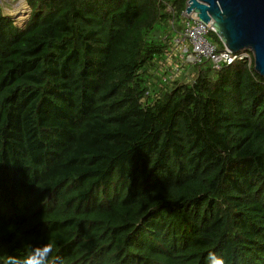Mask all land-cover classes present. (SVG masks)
Segmentation results:
<instances>
[{"label":"trees","instance_id":"trees-1","mask_svg":"<svg viewBox=\"0 0 264 264\" xmlns=\"http://www.w3.org/2000/svg\"><path fill=\"white\" fill-rule=\"evenodd\" d=\"M23 1L19 27L0 0V264H264L251 53L188 62V0Z\"/></svg>","mask_w":264,"mask_h":264},{"label":"water","instance_id":"water-1","mask_svg":"<svg viewBox=\"0 0 264 264\" xmlns=\"http://www.w3.org/2000/svg\"><path fill=\"white\" fill-rule=\"evenodd\" d=\"M185 12L211 25L222 52L249 51L254 71L264 78V0H188Z\"/></svg>","mask_w":264,"mask_h":264},{"label":"built area","instance_id":"built-area-1","mask_svg":"<svg viewBox=\"0 0 264 264\" xmlns=\"http://www.w3.org/2000/svg\"><path fill=\"white\" fill-rule=\"evenodd\" d=\"M185 18L188 21L185 24L183 38L187 39L192 46L193 56L190 57V61L196 63L201 59H210L215 68L219 69L223 64L230 65L236 59L243 61L249 59L244 52H241L239 57H236V54H229L222 52V50L218 51L206 38V35L212 29L211 25L200 21L193 12L189 15L186 14Z\"/></svg>","mask_w":264,"mask_h":264},{"label":"clouds","instance_id":"clouds-1","mask_svg":"<svg viewBox=\"0 0 264 264\" xmlns=\"http://www.w3.org/2000/svg\"><path fill=\"white\" fill-rule=\"evenodd\" d=\"M28 14L30 15V9H29ZM27 17H28V15H27ZM27 19L28 18H26V21H27ZM26 21H25V23H26ZM25 23H24V25H25ZM182 52H184V50ZM242 52H245V51H242ZM182 54H181V56H182ZM190 57H191V55L188 56L189 59H190ZM50 252H51V249L45 246L44 248H42L40 250H34L33 255L27 257L23 261H19L16 258H10L9 264H46V259H47V256ZM4 256H5V254H4L3 250L0 249V259H3ZM215 264H224V260L217 258L215 260Z\"/></svg>","mask_w":264,"mask_h":264},{"label":"rangeland","instance_id":"rangeland-1","mask_svg":"<svg viewBox=\"0 0 264 264\" xmlns=\"http://www.w3.org/2000/svg\"><path fill=\"white\" fill-rule=\"evenodd\" d=\"M5 12L14 20L15 24L19 27H22L26 21L27 15L29 13V8L27 4L23 0H11V7L9 10H5ZM182 40V38H181ZM188 46V44L186 43ZM184 47H182L183 49ZM180 49V50H182ZM179 54H175L173 59H177ZM190 61L189 59H187ZM174 61V60H173ZM175 63H179L180 61H174ZM183 73V70L181 71Z\"/></svg>","mask_w":264,"mask_h":264},{"label":"crops","instance_id":"crops-1","mask_svg":"<svg viewBox=\"0 0 264 264\" xmlns=\"http://www.w3.org/2000/svg\"><path fill=\"white\" fill-rule=\"evenodd\" d=\"M184 53H186V52L184 51ZM187 59H189V58L187 57ZM167 64H168V65L171 64V65L174 66L175 68H176V67H180V66H182V65L179 64V63H175V62L173 61V59H172L171 61H169ZM176 69H179V68H176Z\"/></svg>","mask_w":264,"mask_h":264},{"label":"bare ground","instance_id":"bare-ground-1","mask_svg":"<svg viewBox=\"0 0 264 264\" xmlns=\"http://www.w3.org/2000/svg\"><path fill=\"white\" fill-rule=\"evenodd\" d=\"M185 15H186V12L184 11V13H183V16L185 17ZM210 42V41H209ZM211 43V42H210ZM212 44V43H211ZM213 45V44H212ZM190 60V59H189ZM205 60H207V61H210L211 62V60L210 59H205ZM188 61V60H187ZM188 62H192V61H188Z\"/></svg>","mask_w":264,"mask_h":264}]
</instances>
